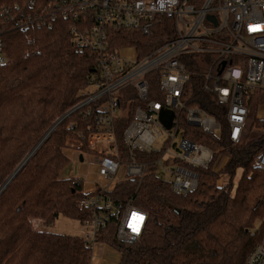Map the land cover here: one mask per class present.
Returning <instances> with one entry per match:
<instances>
[{"label":"trees","instance_id":"1","mask_svg":"<svg viewBox=\"0 0 264 264\" xmlns=\"http://www.w3.org/2000/svg\"><path fill=\"white\" fill-rule=\"evenodd\" d=\"M2 2L10 11L0 10V187L49 129L84 100L88 80L97 72L96 53L71 44V21L38 25L30 20L42 0L33 7L26 0ZM168 32L170 21L161 20L152 35L137 30L110 34L117 41L113 48L134 46L143 55ZM188 58L182 61L196 74L185 87L186 108L212 117L219 128L215 134L188 125L183 111L179 125L185 139L212 151V161L205 169L193 168L197 184L186 194L172 192L171 184L152 170L139 182L116 184L107 194L114 203L147 213L143 232L131 245L116 240L114 216L97 231L96 242L118 251V264H243L263 242L264 169L254 158L264 150V120L253 117L247 132L232 141L224 105L202 89L207 58ZM157 89L151 84L147 98L159 99L153 95ZM120 106L128 116L116 123L118 130L130 120L134 102ZM89 119L81 109L68 116L0 193V264H89L91 251L79 237L44 228L58 216L83 224L97 211L81 206L89 197L83 180L63 175L73 154L81 152L80 135ZM252 128L262 132L255 135ZM219 158L225 160L220 168Z\"/></svg>","mask_w":264,"mask_h":264},{"label":"built area","instance_id":"2","mask_svg":"<svg viewBox=\"0 0 264 264\" xmlns=\"http://www.w3.org/2000/svg\"><path fill=\"white\" fill-rule=\"evenodd\" d=\"M37 1L26 0L27 6ZM7 5L0 4L2 13L10 11ZM35 14L30 21L38 25H50L58 18L71 21L68 31L73 47L88 48L97 55V72L88 80L93 90L78 106L82 116L90 118L80 135L81 151L95 156L87 163L98 165L101 184L84 187L89 197L81 206L97 211L73 235L90 249L89 264L100 263L95 254L100 248L112 249L119 260L113 247L96 242L97 231L114 216L116 240L131 245L141 236L147 213L129 203H114L107 194L116 184L124 179L139 182L152 170L168 175L160 178L171 184L172 192L186 194L197 184L193 168L205 169L213 158L211 150L182 135V111L188 125L207 133L219 128L212 117L186 108L185 87L196 73L182 59L207 58L202 89L213 92L224 105L229 138L237 141L243 135L251 113L248 106L255 96L264 94V0H42ZM161 20L170 21V32L146 54L140 55L134 46L112 47L117 41L111 30L152 35ZM151 84L158 86L153 95L159 99L147 98ZM122 101H132L134 107L130 120L118 130L116 123L128 116ZM170 114L166 127L163 118ZM254 161L264 169V150ZM53 225L44 228L54 231ZM243 264H264V244L253 247Z\"/></svg>","mask_w":264,"mask_h":264},{"label":"rangeland","instance_id":"3","mask_svg":"<svg viewBox=\"0 0 264 264\" xmlns=\"http://www.w3.org/2000/svg\"><path fill=\"white\" fill-rule=\"evenodd\" d=\"M93 89L91 86H87L84 90V92H90ZM261 96H255L252 100L251 105L248 106V108L251 110L250 115L246 119V122L244 124V132L245 134L250 126V123L252 122L253 116L255 118H262L264 119V103H261L260 100ZM258 103V106H257ZM78 106V105H77ZM75 106V107H77ZM74 107V108H75ZM218 131L216 130L214 133L216 134ZM262 131L260 129H255L252 128L251 133L255 135H259ZM82 155L83 156V162L78 161V156ZM94 155L88 153L87 151H81L73 154V156L70 159L69 164L66 166V168L63 170V175L64 176H71V177H76V178H81L83 182L89 181L90 184L93 183L94 186L98 187L101 182L99 178L96 176V170L98 165L93 164V165H88L87 162L94 161ZM219 165L222 162V159L219 158ZM218 165V166H219ZM159 176H163L164 178H167V174H162L161 172H158ZM54 231H57L58 233H66V234H78L81 230V224L75 221H71L69 219H66L64 217H58L54 221L53 225ZM264 244V236H263V242ZM96 258L100 262L99 264H118V257L116 256L115 252L112 249H104L100 248L99 250L96 251Z\"/></svg>","mask_w":264,"mask_h":264},{"label":"water","instance_id":"4","mask_svg":"<svg viewBox=\"0 0 264 264\" xmlns=\"http://www.w3.org/2000/svg\"><path fill=\"white\" fill-rule=\"evenodd\" d=\"M81 106H77L70 110L68 113H66L64 116H62L50 129L49 131L43 136V138L40 140V142L33 148V150L25 157V159L19 164V166L14 170L12 175L8 178V180L0 187V193L5 189V187L9 184V182L15 177V175L22 169L24 164L30 159V157L33 155V153L37 150V148L46 140V138L49 136V134L62 122L64 121L68 116H70L72 113L76 112ZM171 114L167 118H163V123L166 127L170 126V119ZM79 162H82L81 155L78 159Z\"/></svg>","mask_w":264,"mask_h":264},{"label":"crops","instance_id":"5","mask_svg":"<svg viewBox=\"0 0 264 264\" xmlns=\"http://www.w3.org/2000/svg\"><path fill=\"white\" fill-rule=\"evenodd\" d=\"M224 159H222V162H221V164L219 165V163H220V161H219V163H218V165H219V168L224 164ZM93 185V183L92 184H90V182L89 181H87V182H84V187H85V189H89V188H91V186Z\"/></svg>","mask_w":264,"mask_h":264}]
</instances>
